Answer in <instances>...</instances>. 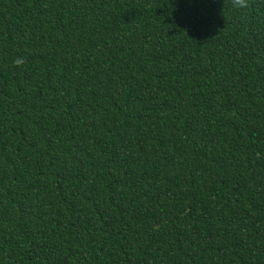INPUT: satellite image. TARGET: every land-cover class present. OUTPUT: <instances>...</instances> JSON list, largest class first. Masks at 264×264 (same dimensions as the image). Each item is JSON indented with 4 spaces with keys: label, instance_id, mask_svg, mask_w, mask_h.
Returning <instances> with one entry per match:
<instances>
[{
    "label": "trees",
    "instance_id": "obj_1",
    "mask_svg": "<svg viewBox=\"0 0 264 264\" xmlns=\"http://www.w3.org/2000/svg\"><path fill=\"white\" fill-rule=\"evenodd\" d=\"M0 264H264V0H0Z\"/></svg>",
    "mask_w": 264,
    "mask_h": 264
},
{
    "label": "clouds",
    "instance_id": "obj_2",
    "mask_svg": "<svg viewBox=\"0 0 264 264\" xmlns=\"http://www.w3.org/2000/svg\"><path fill=\"white\" fill-rule=\"evenodd\" d=\"M233 4L238 7H247V0H233ZM14 63L16 66H21L24 64V60L22 58L16 59Z\"/></svg>",
    "mask_w": 264,
    "mask_h": 264
}]
</instances>
